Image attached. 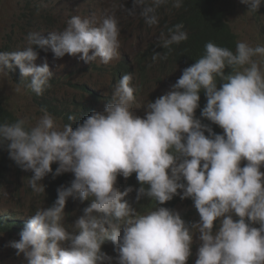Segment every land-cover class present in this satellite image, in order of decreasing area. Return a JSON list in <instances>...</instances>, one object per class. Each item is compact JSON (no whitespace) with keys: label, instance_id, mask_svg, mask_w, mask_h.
<instances>
[{"label":"clouds","instance_id":"1","mask_svg":"<svg viewBox=\"0 0 264 264\" xmlns=\"http://www.w3.org/2000/svg\"><path fill=\"white\" fill-rule=\"evenodd\" d=\"M166 3L133 0L127 12L135 15L139 7L152 26ZM241 3L251 12L263 5L261 0ZM173 6L180 8L182 0ZM183 29L182 23L174 25L161 46L186 41ZM119 34L114 14L105 15L98 26L90 18L71 16L62 31L45 37L32 30L22 50L0 51V75L18 66L23 79L30 78L27 87L43 95L52 72L46 58L41 66L35 64L36 48L50 50L57 59L79 54L86 63L99 58L108 64L119 56ZM254 57L264 58V46L238 41L233 52L206 43L203 56L183 70L170 90L147 103L143 118L132 111L134 75L126 73L103 111L94 108L75 128L58 126L46 109L34 125L27 118L0 123V148L33 173L28 181L33 191L45 192L40 181L49 173L74 175L69 186L57 189L52 206L37 209L19 241L8 246L23 253L27 264H112L113 257L102 251V245L111 244L118 253L116 264H187L198 233L195 264H264V70ZM226 67L233 70L225 74ZM201 92L207 101L201 116L222 134L195 117ZM133 173L139 182L135 192L120 178ZM129 193L136 202L155 201V207L137 212L125 199ZM69 197L91 201L71 230L65 211L76 202L64 210ZM185 204L192 220L176 211Z\"/></svg>","mask_w":264,"mask_h":264},{"label":"rangeland","instance_id":"2","mask_svg":"<svg viewBox=\"0 0 264 264\" xmlns=\"http://www.w3.org/2000/svg\"><path fill=\"white\" fill-rule=\"evenodd\" d=\"M130 1L0 0V51L12 45L11 38L18 50H22L26 47L25 37L32 30L40 31L45 37L52 31H62L66 27L67 20L74 15L90 18L97 26L105 15L114 14L119 21V56L108 64L101 63L99 58L86 63L80 59L79 54L76 56L66 54L63 58L57 59L50 50L45 52L39 48L35 49L39 54L35 64L41 66L46 58L52 72L51 86L45 92L51 91L54 106L59 113L57 116L51 115L58 126L63 127L64 124H69L64 115L75 110L78 101L88 100L87 103H90L93 108L103 111L105 105L111 102L115 86L121 79L115 78V72L122 61H130L131 69L134 71L131 73L134 76L130 85L134 88L135 96L132 111L141 118L145 115L147 103L154 102L169 91L171 85L180 78L181 75L176 68L167 71L163 76L158 73L156 66H149L148 75L141 69L139 64L141 53L157 45L167 36L159 19L158 23L152 26L144 23V19L139 15V7L135 9V15H129L127 10L132 9L133 5V2L129 3ZM222 8L227 14L229 25L238 36V41L247 42L253 47L264 46V14L257 16L254 12L248 11V5L241 3V0H223ZM167 11L171 13L170 9ZM254 59L264 70V58L254 57ZM87 91L95 92L97 98L90 100L91 96ZM40 96L42 95H36L27 85L16 84L9 74L0 75V99L10 111L19 118H27L32 125L43 115V108L38 104ZM242 163L243 161L241 166ZM29 173L30 171H24L19 166L5 172V178L0 182V221L8 218L9 221L25 223L37 209L48 208L46 200H43L46 199L45 192L37 193L29 186ZM120 178L126 188L133 182L132 175L129 178L122 176ZM40 183L44 186L46 184L43 180ZM135 198L136 196L131 193L125 197L137 212L141 213V208H138L141 205ZM90 203V200L81 203L77 199L75 205L65 211L64 223L69 230ZM148 205L149 203H145L142 207ZM176 211L179 214L184 212L192 220L190 209L186 204L181 205ZM199 219L198 214V221ZM193 232L195 233V229ZM198 235L196 233L193 237L192 255L188 258L187 264H195L197 259ZM19 239V236H11L5 231H0V264H27L23 253L18 255L16 249L8 246L9 242L19 241ZM114 249L113 244L107 247L102 245V251L113 257L112 264H116L118 256Z\"/></svg>","mask_w":264,"mask_h":264},{"label":"trees","instance_id":"3","mask_svg":"<svg viewBox=\"0 0 264 264\" xmlns=\"http://www.w3.org/2000/svg\"><path fill=\"white\" fill-rule=\"evenodd\" d=\"M132 2L133 1L131 0L129 3ZM261 2H263L262 7H259V9L254 12L257 16H262L264 14V0H261ZM173 4L174 0H167L166 4L157 9L156 15L164 26V33L167 37L169 35V30L173 29L174 25L182 23L184 25L183 30L187 32L188 39L179 44H173L170 48H163L161 46V41L158 42L157 45H153L154 47L151 46L141 53L139 64H141L140 67L146 75H148L150 65L156 66L158 73L161 76L173 68L179 70V74L181 75L185 68L191 66L196 60L203 56L205 44L208 42H212L217 46L225 47L235 52L238 36L233 32L227 21V14L222 8L223 0H182V6L180 8L174 7ZM167 9H170L171 13L168 12ZM11 44L12 45L6 47L4 50L5 52L18 51V48L14 45L13 38H11ZM157 53H159V56L156 55ZM154 56H156L155 59H153ZM118 69H116L115 72V78L118 80L119 77L126 73H134L131 69L130 61L122 62ZM232 70L233 69L226 67L225 74L230 73ZM9 75L18 85L25 86L29 82V80L23 79L18 66L14 65L13 70L9 72ZM217 83V86L220 87L221 82L219 81V78H217ZM83 88L87 89L85 87ZM87 93L91 96L90 100L97 98L95 92L87 91ZM199 95V107L195 110V117L200 119L202 124L210 125L214 133L222 134L223 130L219 126L212 124L206 118L201 116V111L207 101L203 92ZM39 99L40 101L38 100V104L43 109H46L47 112L52 115H59L57 108L54 106V99L52 98L51 91L45 92L39 97ZM87 101L88 100L78 101L75 110L64 115L65 120L71 124L73 128L77 126V123H82L83 120L94 111L93 106L90 103H87ZM70 115L75 116L76 120L69 121L68 117ZM17 119L20 118L14 112L10 111L0 99V123H13ZM205 135H208V133L206 132ZM244 163L246 162L244 161ZM12 167H17V165L9 158L8 152L4 148H0V182L5 178V172ZM57 167L58 164H52L53 173ZM261 169L264 172V167ZM29 175L31 177L33 173L31 172ZM132 176L133 182L130 187L133 188L132 192H135L139 182L137 179L134 181L136 178L135 173H133ZM72 179H74V175L70 172L58 176L49 173L43 179V181L47 183L45 184V194L48 196H46V202L48 203L46 204L48 207L52 206L57 199V189L62 185L65 187L69 186ZM77 199L78 198L74 199L69 197L66 201L64 210L68 209L70 205H73ZM188 200L190 201L191 199L188 198ZM139 203L141 205V213L155 207V201L152 202L148 198L141 199ZM145 203H149V205L147 207H142ZM187 204L191 205L189 202ZM138 208L140 209V207ZM25 223L20 221H9L7 218L0 221V231H5L11 236H19Z\"/></svg>","mask_w":264,"mask_h":264},{"label":"bare ground","instance_id":"4","mask_svg":"<svg viewBox=\"0 0 264 264\" xmlns=\"http://www.w3.org/2000/svg\"><path fill=\"white\" fill-rule=\"evenodd\" d=\"M30 18H31V17H30ZM25 20H26V19H25ZM28 20H30V19H28ZM31 20H32V18H31ZM36 23H37V22H36ZM36 23H35V24H36ZM60 23H61V22H60ZM58 24H59V23H58ZM51 29H52V28H51ZM51 29H50V30H51ZM48 32H49V31H48ZM44 34H47V33L44 32ZM153 47H154V46H153ZM153 52H154V51H153ZM158 56H159V55H158ZM122 62H123V61H122ZM119 64H120V63H119ZM120 68H121V67H120ZM118 70H119V69H118ZM181 75H182V74H181ZM120 78H122V76H121ZM19 168H20V167H19ZM18 170H19V169H18ZM30 173H31V172H30ZM46 184H47V183H46ZM44 196H45V195H44ZM46 196H47V195H46ZM46 196H45V198H46ZM47 197H48V196H47ZM47 199H48V198H47ZM43 200H46V199H43ZM49 202L51 203L50 200H49ZM46 203H47V202H46ZM47 204H48V203H47ZM44 205H45V204H44ZM44 205H43V206H44ZM44 207H45V206H44Z\"/></svg>","mask_w":264,"mask_h":264}]
</instances>
